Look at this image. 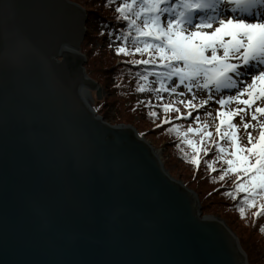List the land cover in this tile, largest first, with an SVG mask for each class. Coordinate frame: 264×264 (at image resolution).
<instances>
[{
    "label": "water",
    "instance_id": "obj_1",
    "mask_svg": "<svg viewBox=\"0 0 264 264\" xmlns=\"http://www.w3.org/2000/svg\"><path fill=\"white\" fill-rule=\"evenodd\" d=\"M72 0H0V264H250L132 124L97 113Z\"/></svg>",
    "mask_w": 264,
    "mask_h": 264
},
{
    "label": "snow or ice",
    "instance_id": "obj_2",
    "mask_svg": "<svg viewBox=\"0 0 264 264\" xmlns=\"http://www.w3.org/2000/svg\"><path fill=\"white\" fill-rule=\"evenodd\" d=\"M135 3L136 0H124L115 7L117 20L127 22L128 28L134 29L135 35L131 31L110 29L108 36L110 41L113 38L124 41L131 39V48L124 44L115 46L117 54L132 56L140 53L150 57L124 62L153 66L150 74L156 77L155 83L159 84V90L140 83L137 91H155L154 99L157 101L162 99V92L175 96L177 82L172 78L176 77L179 86L184 87L188 94L194 90H206L209 93L198 103L178 100L175 103L156 105L149 100L146 106L151 109L160 107L165 114H176L166 115L161 119V124L171 123L172 127L166 131L177 132L191 147L193 165L199 167L204 162L208 169L220 173L217 177L219 180H224L230 173H236L237 176L243 173L244 182L237 183L235 188L247 194L243 200L248 208L256 207L253 215H260L264 212V121L255 124L252 121L257 120L258 114H264V107L256 106L253 110L255 102H264V0H141L138 10L134 9ZM208 10L215 14L206 15ZM225 15H228L227 19L222 18ZM141 17L142 23H138ZM213 22L218 25L214 29ZM140 37L151 39L141 40ZM157 64L166 68V71H158L155 67ZM139 78L148 81L147 70ZM165 81L170 82L167 87ZM222 90H235V95H221L214 101L213 93H221ZM210 102L221 106L216 110V115L220 125H226L228 130L222 131L218 125L216 133L221 139L230 141V150L212 139V134L201 124L198 115L195 116L198 126L189 125L186 132L178 123L181 119L193 116V111L181 112V107L202 110ZM233 103L243 107H229ZM148 115L156 118L157 112L153 110ZM205 115L211 113L205 112ZM245 115L250 116L247 122L244 121ZM234 116L240 117L246 130L247 147L239 143L237 125L232 123ZM248 129H257L258 135L254 137ZM201 133L200 143H197L192 134ZM206 137L215 147L216 155L212 161H202L200 155L203 153L206 156L211 150L204 146ZM216 161L220 162L218 169L214 166ZM257 200H260L258 205ZM244 213L245 207H241V216Z\"/></svg>",
    "mask_w": 264,
    "mask_h": 264
},
{
    "label": "trees",
    "instance_id": "obj_3",
    "mask_svg": "<svg viewBox=\"0 0 264 264\" xmlns=\"http://www.w3.org/2000/svg\"><path fill=\"white\" fill-rule=\"evenodd\" d=\"M74 1L81 4L85 8L88 14V20L86 23L87 31H86L85 38L83 40L84 42L82 43V47H81L82 50L85 49L87 42H91L94 39V37H96L97 35L99 38H101L103 47H106L107 51L119 57V60L117 62H114L111 65H107L108 68L106 69V71H108L109 75L111 74L113 75V78H112L113 83H111V85L112 87H117V89H119L118 92L116 93L118 99L119 97L121 98L124 97L125 99L130 100L129 103H127L128 102L127 100L125 101V111L126 112L124 113L134 116L135 113L141 111L142 108H145L147 111L155 110V108L151 109L146 106L149 100H151L152 103L156 105H159L160 103H169V102L175 103L176 101L179 100V99H171V98L168 100L167 98L169 97L165 96L164 92H162L160 93L162 99L157 101L154 99V97L156 96L155 91L147 92L150 94L149 95L150 99L145 104H142L140 103L139 100H137V96H139L138 94L141 93L137 91L138 84L144 83L150 87H154L156 90H159V84L155 83L156 77L150 74L151 69L153 67L152 65L143 66V65H131L129 63H124L125 61H130L131 59H138V60L150 59V57L147 54L134 53V55L128 56L125 54H117L115 52L114 49L117 44H124L126 47L131 48L132 47L131 39H129L128 41H124V40H115L113 38V40L110 41V38L108 36V32L110 29H119L121 30V32L131 31L132 35H135L134 29H129L127 26V22L122 21V20H119V21L117 20L118 14L115 11V7L118 6L119 3L124 2V0H74ZM140 2L141 0H136V3L134 4L135 10L139 9ZM133 18L136 19L135 16H133ZM142 19H143L142 17L138 19V23H142ZM139 39L145 40V39H151V38L150 37L148 38L140 37ZM139 46L142 47V45H139ZM90 51L91 50L87 51V53L85 52V54H87V56L92 55L91 53L92 51L91 52ZM180 66H182V64H180ZM89 67H90V63L87 57L85 68H86L88 75L91 76V78H94L98 83H101V84L105 83V85H108V84L110 85L109 82H106L107 80H102L99 76L92 75V71H90ZM155 67L160 72L166 71V68H164L163 66L159 64H157ZM146 70H147V74L149 75L148 81H141L139 77L140 75L146 74ZM172 79L178 80V78L176 77H173ZM169 83H170L169 81H165V86L167 87ZM176 106L180 107L179 104H177ZM114 107L116 108V110L118 109V107L116 106ZM156 108L161 110L162 113L165 114L160 107H156ZM121 109L123 108L121 107ZM186 110L190 111L191 109H187L186 107H181V112H184ZM96 111L98 114H102V116L109 122H112V123L121 122L120 120L117 121L118 119H117L116 114L111 115L107 111L104 112L103 110L99 108H97ZM101 111L102 113H100ZM120 111L121 110H119V112ZM167 115L175 116L176 114L168 113ZM197 115L199 116L201 124H203L207 128V131L212 134V139L218 141L221 144H224L230 150V141L226 139H221V136L216 133L217 125L215 123H210V121H207L205 118H202L198 114V112L197 114L194 113L193 116L189 117L188 119L179 120L178 123L181 126H183V130L186 132L187 127L189 125L192 127L198 126L197 123L195 122V116ZM150 117H151L150 115L147 116V118H150ZM161 127L168 129L172 127V124L171 123L168 125L162 124L160 125V128ZM138 128L140 129V126H138ZM160 128L155 127V129H160ZM222 131H225V130H222ZM139 132L141 134L146 135V132H143L141 130H139ZM164 134L169 137V140L171 142V147H172L171 151H173L171 153L178 159L182 160L186 165L189 166L190 174L188 177L183 178V180L185 184L193 188L199 194V197H200L199 199H200L203 212H207L208 208L202 201L203 197L200 194L201 192L199 188L194 185L195 183L207 184L211 188L210 190L207 191V196L209 194H212L218 191L222 193L227 192L228 199L231 200V202L234 201L237 209H240L241 207H245V210L250 211L252 215L254 212H256L257 210L256 207L248 208L244 204L243 198L247 194L239 192L235 188V185L237 183L244 182L245 178H244L243 173H241L239 176H237L236 173H230L228 174V176L225 177L224 180H219L217 179V177L220 175V173L218 171H211L210 169H208L204 162H202L199 167L191 163V157L193 155L192 149L184 142V139L181 138V136L177 132L175 131L169 132L165 130ZM200 135H202V133L192 134V138L195 139L197 143H200ZM252 135L254 137L256 136L253 133ZM238 139H239V143L242 146H245V147L249 146L248 141L241 139V137L240 138L238 137ZM204 146L208 147L211 150L208 152L206 156L203 153H200L202 157V161L214 160L215 155H216L215 147L214 145L211 144V142L207 139V137L205 138ZM214 166L218 169L220 167V162L216 161ZM201 187L205 188L202 185ZM256 203L258 205L260 203V200H257ZM257 216H254V217L257 218ZM233 230L239 237L240 244L247 254L248 262L250 264H260L261 259L264 258V256H262V252H263L261 251L262 249L260 248L259 252H256V248H257L256 246H253L250 243L247 244L246 240L241 236V234L236 229L233 228ZM258 254L259 256L261 255L260 257L261 259L259 258V261L257 260L258 257L257 259L255 258V256H257Z\"/></svg>",
    "mask_w": 264,
    "mask_h": 264
},
{
    "label": "rangeland",
    "instance_id": "obj_4",
    "mask_svg": "<svg viewBox=\"0 0 264 264\" xmlns=\"http://www.w3.org/2000/svg\"><path fill=\"white\" fill-rule=\"evenodd\" d=\"M198 15H200V13H198ZM222 18L227 19L228 15H225ZM216 26H218L217 23L213 22L212 24L213 29ZM81 47H82V44H81ZM89 50L92 51V52L90 51L92 55L87 56L88 61L90 63L89 69L90 71H92V75L94 76L97 75L102 80H107L106 82L110 83V85L109 84L105 85V83H103L102 81L103 84H101V83H98L93 78L101 87V98L100 99L97 98L96 90H92L91 91L92 97L89 100L90 104L93 106L94 109L99 108L103 110L104 112L107 111L111 115L116 114L117 119H118L117 121L119 120L121 121L120 124H132L133 126L136 127L138 132L139 130L146 132V135L144 134L142 135H144L154 145L157 152L159 153L162 160L164 161L167 171L173 177L184 182L183 178L188 177L190 174L189 166L186 165L182 160L178 159L171 153L173 152L171 151V148H172L171 142L169 140V137L164 134L166 129L164 127H161V128L159 127L160 129H155L156 125H162L161 119L164 118L167 114H163L162 111L157 108H155V111L157 112L156 118H152V117L147 118V116H149L147 115L148 114L147 112H150V111H147L145 108H142L141 111L136 112L134 116L124 113L126 112L125 111V101L127 99H125L124 97L122 98L119 97L118 99L116 93L118 92L119 89H117V87H112L111 83H113L112 82L113 75L112 74L109 75L108 71H106V69L108 68L107 65H111L112 63L117 62L119 60V57L107 51L106 47H103L101 38H99L97 35L96 37H94V39L91 42H87L84 50H82L81 48V52L84 54L85 52L87 53V51ZM176 82H177L176 83L177 94L175 96L172 95L171 93L164 92V95L169 97L167 98L168 100L170 98L179 99V100L182 99L186 101L191 100L193 102L198 103L202 99H204L207 95H209V93L206 90H194L191 94H188L185 88L182 86H179L178 81ZM138 95L139 96H137V100H139L140 103L142 104H145L150 99V96H149L150 94L147 92L140 93ZM221 95H224V96L235 95V90H222L221 93H213L214 101L218 100L221 97ZM243 98H247V97L244 96ZM127 101H128L127 103H129L130 100H127ZM113 105L118 107V109L116 110V108ZM256 106L264 107V102L262 101L255 102L253 104V110ZM121 107L123 109H121ZM220 107L221 106L218 103L210 102V104L205 105L204 109L202 110H190V111H193V114L194 113L197 114L198 112V114L202 118H205L207 121H210V123L217 122L220 124L219 117L216 115V110L219 109ZM229 107L235 108V107H243V106L236 105L235 103H233L229 105ZM119 110L121 111L119 112ZM205 112H209L211 113V115H205ZM100 113H102V111ZM100 115L102 116V114ZM249 119H250V116L245 115L244 121L247 122L249 121ZM257 121H264V114H258L257 120L252 121V123L255 124ZM232 123L237 125V131L239 135L238 137L239 138L241 137V139L248 141V136L246 135V130L241 123L240 117L234 116ZM115 124H119V123H115ZM138 126H140V129L138 128ZM247 131H251L256 136L258 135L257 129H248ZM194 185L199 188L201 192L200 194L203 197L202 201L208 208V211L204 212V214L214 215V216H218L224 219L229 226L230 225L232 226L231 228L232 230L234 228L241 234V236L246 240L247 244L250 243L253 246L257 247L256 252H259L261 248L262 249L261 251H263L262 256H264V213H261L260 215L257 216V218H255L254 215H252L250 211L245 210L244 215L241 216L240 209L236 208L234 201L231 202V200L228 199L227 192L222 193L218 191V192L209 194L207 196V191L211 189L207 184L195 183ZM201 185L205 188H202ZM188 187L191 188L190 186ZM260 257L261 255L259 256V254L255 256V258L258 261ZM260 264H264V258L261 259Z\"/></svg>",
    "mask_w": 264,
    "mask_h": 264
},
{
    "label": "bare ground",
    "instance_id": "obj_5",
    "mask_svg": "<svg viewBox=\"0 0 264 264\" xmlns=\"http://www.w3.org/2000/svg\"><path fill=\"white\" fill-rule=\"evenodd\" d=\"M223 8V6H221V9ZM214 13L212 12V10H208L206 15H213ZM231 14V13H229ZM232 15H235V14H232ZM241 15H245V14H241ZM225 39L228 38V37H224ZM83 95L85 97V99L89 102V100L91 99L92 97V93L91 91H89L88 89H84L83 90Z\"/></svg>",
    "mask_w": 264,
    "mask_h": 264
}]
</instances>
